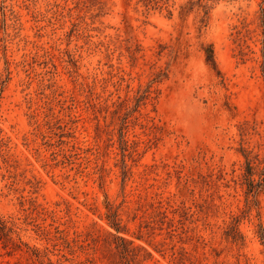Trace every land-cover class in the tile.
Returning <instances> with one entry per match:
<instances>
[{
  "label": "rangeland",
  "instance_id": "1",
  "mask_svg": "<svg viewBox=\"0 0 264 264\" xmlns=\"http://www.w3.org/2000/svg\"><path fill=\"white\" fill-rule=\"evenodd\" d=\"M263 1L0 0V264H264Z\"/></svg>",
  "mask_w": 264,
  "mask_h": 264
},
{
  "label": "trees",
  "instance_id": "2",
  "mask_svg": "<svg viewBox=\"0 0 264 264\" xmlns=\"http://www.w3.org/2000/svg\"><path fill=\"white\" fill-rule=\"evenodd\" d=\"M264 4V1L262 2V5ZM205 8H207V7H205ZM261 21H262V24H263V27H264V8L262 7L261 8ZM207 61L208 62H210V61H214V56H213V51L212 50H209L208 52H207ZM246 160H247V162H246V164H247V169H248V173H247V175H245V177H246V179H247V181L250 183V190H249V192H246L247 193V196L249 197V196H256V194H258L259 192H257L259 189H260V187H262L263 186V184H264V178L261 180V181H259V183H257V184H255V180H253L251 177H252V174H251V169H252V167H251V161H250V159H248L247 158V156H246Z\"/></svg>",
  "mask_w": 264,
  "mask_h": 264
}]
</instances>
